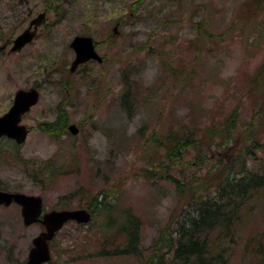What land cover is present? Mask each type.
Masks as SVG:
<instances>
[{
  "label": "rangeland",
  "instance_id": "obj_1",
  "mask_svg": "<svg viewBox=\"0 0 264 264\" xmlns=\"http://www.w3.org/2000/svg\"><path fill=\"white\" fill-rule=\"evenodd\" d=\"M42 12L46 24L34 41L0 55V116L16 91H38L19 122L28 129L24 142L0 139V191L40 196L44 211L88 212L104 193L139 220V254L114 253L120 240L104 235L100 213L87 223L66 221L49 242L47 264H143L182 208L173 184L152 176L167 171L170 135L194 143L239 102L236 131L253 122L259 107L248 87L264 59V0H0V40L21 31L15 16ZM76 36L92 37L102 61L71 71ZM60 116L76 134L51 129ZM239 152L196 142L171 174L188 181ZM257 163L246 159L251 168ZM20 208L0 206V264H26L44 230L25 225ZM239 215L229 264H256L245 244L264 233V188Z\"/></svg>",
  "mask_w": 264,
  "mask_h": 264
},
{
  "label": "trees",
  "instance_id": "obj_2",
  "mask_svg": "<svg viewBox=\"0 0 264 264\" xmlns=\"http://www.w3.org/2000/svg\"><path fill=\"white\" fill-rule=\"evenodd\" d=\"M248 93L254 99V106L259 108L252 115L253 122L245 129L236 131L239 102L222 123L205 128L194 143L188 138L183 139L184 143L177 142L172 134L171 142L168 138L169 146L165 151L167 171L164 174L153 171L152 176L173 184L182 208L174 212L170 224L159 231L143 264H229L231 245L235 243L232 237L241 209L264 188V158L256 156L258 150L264 152V142L259 138L264 127V59L250 79ZM65 120L60 116L50 125L51 129H65L68 123ZM196 142H210L225 151L240 152L232 159L230 155L225 157L227 160L217 158L216 173L213 170L204 175L194 174L188 181L185 177L181 179L172 175L174 166L182 163V150L194 148ZM247 158L258 162L255 168L246 164ZM106 197L104 193L96 195L87 205L90 220L100 213L105 214V220H102L104 235L110 236L114 242L120 240L114 253L139 254V220L119 209L117 203H108L103 199ZM260 235L245 244L247 252L257 257L256 264H264V233Z\"/></svg>",
  "mask_w": 264,
  "mask_h": 264
},
{
  "label": "water",
  "instance_id": "obj_3",
  "mask_svg": "<svg viewBox=\"0 0 264 264\" xmlns=\"http://www.w3.org/2000/svg\"><path fill=\"white\" fill-rule=\"evenodd\" d=\"M42 18L43 14H40L34 22H39ZM34 34L35 30L24 31L15 39L12 51L19 50L26 43L30 42ZM70 48L75 54L71 64L72 71L76 66L88 60L102 61L94 49L92 38L89 36L74 37L70 43ZM1 49L2 47H0ZM37 100L38 91L36 89L18 90L14 95L12 106L8 112L0 116V137L6 136L14 139L17 144L24 142L28 130L25 126L20 125L19 122L22 116L36 104ZM70 129L72 134H76L77 128L75 125H71ZM12 202L17 203L21 207L20 213L25 225L39 222L44 227V230L32 240L33 247L29 250L26 264H45L50 260L49 242L66 221L72 220L77 223H87L91 219L90 212L85 209L51 210L43 212L40 196H27L19 193L0 191V205L8 206Z\"/></svg>",
  "mask_w": 264,
  "mask_h": 264
},
{
  "label": "flooded vegetation",
  "instance_id": "obj_4",
  "mask_svg": "<svg viewBox=\"0 0 264 264\" xmlns=\"http://www.w3.org/2000/svg\"><path fill=\"white\" fill-rule=\"evenodd\" d=\"M22 1V0H21ZM58 7H57V9H56V12L58 11ZM43 13V19H41V20H39V22H34L35 21V19H37L38 17H39V15H40V13H38L36 16H33L32 17V15L30 14V13H25V17L24 18H22V17H20V16H15L16 17V19H22L23 21H18L17 23H15L14 25L17 27V28H19V30H21L19 33H17L11 40L9 39V40H0V47H2V49L0 50V55H2L3 54V52H4V50L6 49V48H8L9 47V49H10V51L12 52V53H19L24 47H25V45L27 44H25L22 48H20L19 50H15V51H12V48H13V46H14V41H15V39L19 36V35H21L24 31H26V30H28V31H34L35 30V34H34V36H33V38H32V40H31V42H33L34 41V39L36 38V36H37V33H38V30H39V28L42 26V25H44V24H46V15L44 14V12H42ZM36 24V25H35ZM36 26V28H34ZM92 38V37H91ZM92 43H93V46H94V49H95V51L97 52V50H96V43L93 41V39H92ZM74 56H75V54H74ZM102 59V58H101ZM73 60H74V58H73ZM89 61H95V60H93V59H91V60H89ZM71 64H72V61H71V63H70V70H71ZM77 67V66H76ZM76 69V68H75ZM74 69V70H75ZM72 71V70H71ZM14 99V98H13ZM13 102V101H12ZM12 105V104H11ZM11 107V106H10ZM10 107L7 109V111L10 109ZM6 111V112H7ZM70 126L71 125H68L67 126V128H68V130L71 132V129H70ZM28 130V129H27ZM3 138H7V140L9 141V142H11V143H13V144H15V145H18L17 143H16V141L14 140V139H10V138H8V137H6V136H1L0 137V139H3Z\"/></svg>",
  "mask_w": 264,
  "mask_h": 264
}]
</instances>
